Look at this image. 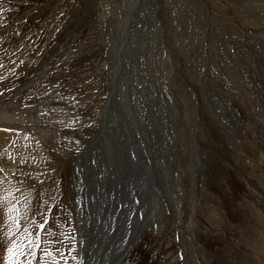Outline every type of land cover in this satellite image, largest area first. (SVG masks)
<instances>
[{
	"label": "rangeland",
	"instance_id": "rangeland-1",
	"mask_svg": "<svg viewBox=\"0 0 264 264\" xmlns=\"http://www.w3.org/2000/svg\"><path fill=\"white\" fill-rule=\"evenodd\" d=\"M0 105V264H264V0H0Z\"/></svg>",
	"mask_w": 264,
	"mask_h": 264
},
{
	"label": "bare ground",
	"instance_id": "bare-ground-1",
	"mask_svg": "<svg viewBox=\"0 0 264 264\" xmlns=\"http://www.w3.org/2000/svg\"><path fill=\"white\" fill-rule=\"evenodd\" d=\"M33 108H35V107H31L29 109H26V108H22L20 105L17 106V107H12V108L9 107V106L0 105V134L7 133V131L4 130V129L20 128V129H22L24 131H29L30 134H32L34 136L36 141H40V142H43V143L56 144L57 141H58V137H57L56 134L53 133V131H54L53 129H52L53 130L52 131L51 128H49V127L39 126V125H36L34 123L33 117H34V113L36 111H34ZM22 110L25 111L26 113H23ZM28 111H29V113H27ZM16 112L21 113V115L17 116V117L13 116V113H16ZM38 114H40V113H37V115ZM41 114H40V116H41ZM35 122H36V120H35ZM54 128H55V126H54ZM13 132L14 131H8V133H13ZM2 181H3L2 180V176L0 175V183H2ZM12 183L13 184L18 183V181L14 179V180H12ZM0 189H1V187H0ZM68 193L70 194V196L72 198L71 209L73 211L75 219L76 220L78 219L77 223H78L79 230H81L83 228H86L87 225H86L85 222H83V219H84V208L80 206L81 202H79L78 198H75L77 196H76V194H74V189H73L72 185L71 186L69 185ZM85 220H86V218H85ZM83 241H84V238L80 237V240H79V251H80V254L82 252H84L88 247L89 248L91 247V243L90 244H86L84 242L85 244L83 245L82 244ZM80 262H81V260L78 257V262L76 264H78Z\"/></svg>",
	"mask_w": 264,
	"mask_h": 264
},
{
	"label": "snow or ice",
	"instance_id": "snow-or-ice-1",
	"mask_svg": "<svg viewBox=\"0 0 264 264\" xmlns=\"http://www.w3.org/2000/svg\"><path fill=\"white\" fill-rule=\"evenodd\" d=\"M10 211H11V209H10ZM9 219H11V217H9ZM39 227H40V228H43L44 225H43V224H40ZM27 231H28L27 228H25V229H24V232L27 233ZM36 239L38 240L39 237H36ZM37 246H38V245H37ZM18 247H19V246L17 245V243H16L15 241H13L11 247H9L8 250H7L8 253H9V257H12V256H16V257H17V262H18V256L24 254L22 250L19 251V253L17 254V252H16L15 250H16ZM10 264H11V262H10Z\"/></svg>",
	"mask_w": 264,
	"mask_h": 264
}]
</instances>
